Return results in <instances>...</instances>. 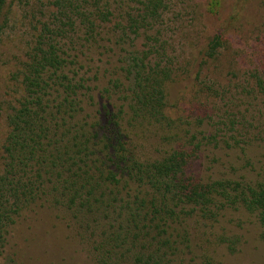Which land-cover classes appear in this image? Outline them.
I'll return each instance as SVG.
<instances>
[{"label":"trees","instance_id":"1","mask_svg":"<svg viewBox=\"0 0 264 264\" xmlns=\"http://www.w3.org/2000/svg\"><path fill=\"white\" fill-rule=\"evenodd\" d=\"M123 1L56 0L50 23L33 29L34 42L24 56L4 64L8 86L0 95V124L6 130L0 143L1 261L11 228L38 212L52 214L95 264H212L197 255L189 222L194 217L215 219L228 208L244 211L264 227V173L259 183L202 180L189 173L202 148L220 146L221 135L230 136L224 147L232 144L249 165L248 154L264 146V129H253V119L244 113L225 110L212 118L217 117L213 136L186 139L166 112L173 70L148 42L123 70L130 84L121 83L119 76L102 93L107 99L116 96L119 109L103 105L88 112L91 122L83 117V101L93 100L96 74L90 76V61L81 64L80 57L87 59L99 29L112 22L113 7L122 9ZM136 5H128L115 26L122 36L137 39L161 19L162 0ZM11 7L0 0V41ZM220 36L210 40L203 60H214L222 48ZM154 41L150 37L149 43ZM206 96L225 97L211 90ZM146 128L162 134L164 143L153 160L132 139L135 132L146 135Z\"/></svg>","mask_w":264,"mask_h":264},{"label":"rangeland","instance_id":"2","mask_svg":"<svg viewBox=\"0 0 264 264\" xmlns=\"http://www.w3.org/2000/svg\"><path fill=\"white\" fill-rule=\"evenodd\" d=\"M138 1L141 0H124L122 9L115 4L112 22L99 29L95 45L86 53L87 59L80 57L81 64L90 61V76H94L93 72L96 74L91 84L93 100L83 101L86 111L83 117L87 116V122H91L90 111L96 112L103 105L115 111L119 109L116 96L107 99L102 93L107 90L109 81L119 76L121 83L130 84L123 70L129 68L133 56L143 51L148 42L158 51L155 52L164 56L163 64L173 70L172 80L167 84L166 112L179 123L177 129L186 139L213 136L211 125L217 117L215 121L212 118L225 110L244 113L248 119H253V129H264V0H162L161 19L152 31L146 34L142 31L137 39L132 35L122 36L115 26L122 20L127 6H138ZM8 2L12 3L9 23L4 26L0 41L2 96L4 87L8 86V67L4 64H12L16 58L24 56L34 42L33 29L50 23L56 0ZM213 2L216 5L213 6ZM77 30H74L75 37L80 38ZM216 35L222 37V48L214 60L205 61L202 53ZM150 37L154 43H149ZM149 50L148 47L146 51ZM154 58L151 57L152 63ZM207 90L225 97L207 98ZM5 132L0 124V143ZM161 136L146 128V135L141 137L135 132L132 139L141 144L139 149H144L153 160L163 150ZM220 138L222 143L216 150L201 149L189 170L190 175L211 181L222 178L262 181L264 146L259 145L253 154H248L251 161L245 165V156L238 155L232 144L228 149L224 147L230 136ZM38 213L11 228L9 245L0 264H95L86 247L73 240L52 214ZM189 227L195 236L197 255L208 257L212 264H264V227L242 210L228 208L211 220L194 217Z\"/></svg>","mask_w":264,"mask_h":264}]
</instances>
